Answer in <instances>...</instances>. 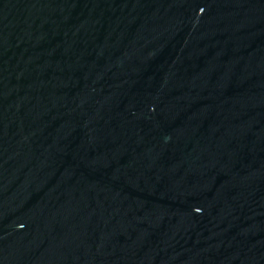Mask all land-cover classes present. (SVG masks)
<instances>
[{
    "label": "water",
    "instance_id": "obj_1",
    "mask_svg": "<svg viewBox=\"0 0 264 264\" xmlns=\"http://www.w3.org/2000/svg\"><path fill=\"white\" fill-rule=\"evenodd\" d=\"M0 264H264V0H0Z\"/></svg>",
    "mask_w": 264,
    "mask_h": 264
}]
</instances>
